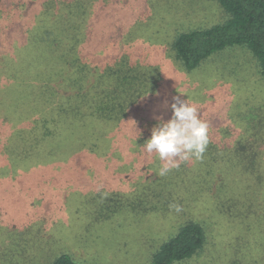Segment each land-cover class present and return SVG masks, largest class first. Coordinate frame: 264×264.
<instances>
[{"label":"rangeland","instance_id":"1","mask_svg":"<svg viewBox=\"0 0 264 264\" xmlns=\"http://www.w3.org/2000/svg\"><path fill=\"white\" fill-rule=\"evenodd\" d=\"M18 3H24V9L12 13ZM95 4L89 10L95 29L92 53L98 43L105 46L109 41L112 48L113 36L120 42L115 51L124 44L132 60L142 52L149 56L146 62L158 69L160 84L122 122L104 130L108 140L95 157L67 151L71 145L53 146L63 151L32 163L31 172L21 174V184L0 188V264H48L59 253L79 264H151L154 252L185 220L202 223L208 241L187 264H264V137L259 130L264 129V77L257 60L240 46L213 55L192 72L173 61L166 43L170 37L228 19L215 2L96 0ZM35 8L34 0H0V9L10 10L0 16H11L15 22L37 16ZM3 22L8 21L1 17L0 33ZM15 29L10 34H19ZM20 44H25L24 36ZM176 96L194 104L211 131L228 133L226 138L220 132L210 135L212 151L216 147L219 156L209 166V177H204V170L196 174L200 168L192 159L180 162V171L171 175L178 186L171 205H179L181 211L170 207L143 215V209L156 203L154 194L143 188L151 179L162 178L158 175L162 162L136 146L138 129L144 139L150 138L158 118H171ZM238 140L252 145L245 151L252 147L257 153L247 172L230 163L232 145ZM137 148L143 153L138 162L115 161L116 155L124 159ZM105 151L111 153L110 161L101 158ZM131 168L133 173L128 172ZM195 179L210 183L197 185ZM136 197L139 206L132 209L125 204Z\"/></svg>","mask_w":264,"mask_h":264},{"label":"trees","instance_id":"2","mask_svg":"<svg viewBox=\"0 0 264 264\" xmlns=\"http://www.w3.org/2000/svg\"><path fill=\"white\" fill-rule=\"evenodd\" d=\"M34 1L37 16L19 17L15 19L17 22L11 21V16H0L8 21L3 22L0 33L1 191L9 185L12 187L13 183L21 184V174L30 173L28 168L32 163H39L52 152L63 151L62 148L53 150V146L71 145L67 151L98 155L101 144L108 140L104 130L122 122L142 97L155 92L160 84L158 69L146 62L145 57L149 56L142 52L132 60L124 44L121 51L120 48L115 51L120 42L113 36L112 48L109 41L105 46L98 43L92 53L90 40L95 36V29L89 10L96 5V0ZM209 1L217 3L228 19L219 25L186 30L170 37L166 43L173 61L185 72H192L213 55L227 48L244 46L257 60L264 77V0ZM24 7V3H18L11 12H21ZM9 11L0 9L3 14ZM14 29L19 34H10ZM22 36L25 44H20ZM8 129L18 130L12 135L6 132ZM140 130L136 146L148 139L140 135ZM249 130L252 129H244V132ZM259 130L264 137V129ZM212 133L226 138L228 131L209 129V144L203 158L192 159L200 168L196 174L204 170V177L211 175L209 166L219 156L216 147L212 151ZM236 143L230 151V163L247 172L257 153L252 147L245 151L252 145H243L242 140ZM141 150H132L124 159L118 154L115 161L136 159L138 162L143 155ZM111 156L105 151L101 158L110 161ZM233 165L228 167L235 168ZM180 168L172 169L165 177L153 178L145 185L143 189L154 194L152 198L156 203L143 209V215L170 211L178 189L171 175L177 174ZM128 172L133 173L132 168ZM197 180H193L197 185H203V181L210 183L205 179ZM187 190L192 194V190ZM163 199L170 205L166 202L162 205ZM125 202L134 209L141 200L136 197ZM175 231L154 252L151 264H187L206 248L207 234L202 223L185 220ZM48 264L79 263L70 255L59 253Z\"/></svg>","mask_w":264,"mask_h":264},{"label":"clouds","instance_id":"3","mask_svg":"<svg viewBox=\"0 0 264 264\" xmlns=\"http://www.w3.org/2000/svg\"><path fill=\"white\" fill-rule=\"evenodd\" d=\"M173 100L171 118L167 121L158 118V123L151 128L150 138L140 146L162 162L158 171L161 177L179 168L180 162L201 160L209 144L208 124L201 118L197 107L179 96ZM170 207L181 211L179 205Z\"/></svg>","mask_w":264,"mask_h":264}]
</instances>
